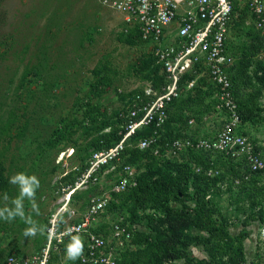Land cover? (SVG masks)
I'll return each mask as SVG.
<instances>
[{"label":"rangeland","instance_id":"obj_1","mask_svg":"<svg viewBox=\"0 0 264 264\" xmlns=\"http://www.w3.org/2000/svg\"><path fill=\"white\" fill-rule=\"evenodd\" d=\"M113 1L0 0V159L10 182L8 192L0 195V264H5L11 255L21 264H31L33 257L48 245L53 216L66 209L76 210L74 217L69 212L60 216L62 231L77 221L85 207L87 198H77L66 207L65 189L69 181L65 179L76 178L94 153L91 138L73 124L82 115L78 100L92 97L113 113L125 106L126 100L120 94L129 97L146 87L134 69L141 57L152 55L154 47L133 46L121 40L130 29L124 16L111 6ZM237 2L229 35L234 48L247 43L250 33L261 32L248 1ZM105 62L109 63L114 83L102 96L93 97L90 94V85L95 81L93 71ZM260 68L264 69V57L254 60L249 70L251 77ZM208 83L215 86L210 79ZM252 87H260L264 110V86L253 81ZM190 89L187 86L182 91L187 93ZM251 91L249 88L246 93ZM194 101L188 103L190 119L195 120L196 127L206 124L209 133L216 132L225 121L224 114L213 111L210 99L200 104ZM259 125L264 135V121ZM181 156L168 159L177 160ZM224 160L219 161L221 170L216 175L224 174L223 178L210 189L208 198L229 216L244 221L252 207L233 183L231 166ZM116 166L102 171L99 184L92 186L97 187L93 192L107 194L118 205L111 192L120 177ZM128 217L126 210L113 212L108 207L97 218L95 230L110 238L112 225L126 222ZM252 231L246 242L250 260L257 253H264L262 231L259 228ZM258 242L263 247L259 252ZM85 246L84 237L54 240L48 264H76ZM134 249L130 244L118 253L123 255ZM191 254L198 259L207 257L194 246ZM169 264L185 263L181 260Z\"/></svg>","mask_w":264,"mask_h":264},{"label":"trees","instance_id":"obj_2","mask_svg":"<svg viewBox=\"0 0 264 264\" xmlns=\"http://www.w3.org/2000/svg\"><path fill=\"white\" fill-rule=\"evenodd\" d=\"M237 5L238 2L235 0L231 27L235 22ZM260 30L258 33H250L248 42L239 47L234 48L230 38L227 45L228 52L235 59L229 75L243 124L264 121L261 103L263 93L260 87L257 89L252 87L253 81H258L264 86V69L260 68L261 71L258 69L254 78L249 73L254 60L264 57V28ZM121 40L133 46L147 44L141 40L137 29H130L128 34L122 35ZM134 70L135 75L158 94L163 93L170 83L153 53L141 57ZM110 73L108 62L94 69L95 81L90 85V94L93 97L102 96L106 89L113 85ZM207 75L206 68L202 64H197L181 78L182 90L192 81H195V84L187 93L182 91V96L168 106L169 118L161 131L162 138L159 141L161 145L176 138H184L181 134L174 137L171 133L173 124L180 125L181 129L189 124L190 117L185 118L182 112L178 113L182 104L181 109L190 112L188 103L191 100L200 104L201 101L210 99L214 106L213 111L218 112L216 97L218 89L214 83L215 86L209 85L210 78ZM249 88L252 91L246 93ZM143 90L144 88L129 97L120 94L126 100L125 106L113 113L103 109L92 97H88L87 101L78 100L77 106L82 115L81 119L75 120L73 124L82 129L86 137L91 138L89 142L94 152L112 148L122 140L129 113L128 99ZM174 107L179 111L171 114L170 111ZM155 130L154 126L138 130L127 141L122 161L114 163L117 164L115 169L118 172L125 165H131L137 170V185L122 193L113 192L118 205L112 201L108 205L112 207L113 212L119 209L128 212L130 217L126 218L124 223L129 224L133 233L131 244L135 249L120 255L117 264H169L181 260L185 264H264V253H257V257L250 260L246 245L253 233L252 230L259 228L261 231L264 226V190L260 185L262 182L260 175L254 174L250 180H246L245 176L249 174V169L244 162H236L221 154L213 157L211 154L189 151L182 153L180 159L170 160L165 156L164 150L158 156L154 154L153 148L141 150L138 147L140 140L150 137ZM221 159L230 164L233 183L240 181L236 185L246 195L252 207V212L244 221L229 216L208 198L210 189L216 186L224 174L209 177L204 172L196 171L197 168H214L220 171ZM88 166L89 163L84 165L76 178H66L65 180L69 181L67 186H73ZM110 166L104 167L102 171ZM118 182L119 179L115 183ZM9 184L6 166L0 159V195L8 192ZM96 188L91 185L90 189L83 193L76 191L71 196V202L77 198H87L82 209V212L85 211L90 198L100 195L93 192ZM79 220L78 218L76 222ZM192 246L202 249L207 257L198 259L192 256ZM257 248L258 252L263 248L259 242ZM63 250L65 251L66 247ZM79 262L80 259L76 264Z\"/></svg>","mask_w":264,"mask_h":264},{"label":"built area","instance_id":"obj_3","mask_svg":"<svg viewBox=\"0 0 264 264\" xmlns=\"http://www.w3.org/2000/svg\"><path fill=\"white\" fill-rule=\"evenodd\" d=\"M235 0H114L111 6L124 16L129 29H137L140 38L153 45V54L157 64L161 65L170 81L164 92L158 94L150 85L142 92L128 99V115L125 134L122 140L112 148L94 152L88 168L77 178L73 186H68L66 207L71 196L82 188L98 185L104 167L119 163L127 147V141L144 127L154 126L156 130L147 138L141 139V150H154L156 156L164 150L167 158L185 152H201L205 155H224L236 162H244L249 169L245 176L250 180L254 174L262 178L264 190V152L242 131L243 122L238 104L233 94L230 71L235 59L228 52L230 28L233 21ZM238 1V0H237ZM249 11L256 19L258 29L264 28V0H247ZM174 36L172 37V34ZM197 64H202L210 80L218 89L217 111L225 116L221 129L214 137H184L167 141L161 145L163 130L168 118V106L182 96L181 78ZM195 81L188 84L192 88ZM214 177L218 171L214 168H197ZM240 181H236L239 184ZM137 185V170L125 165L120 171L119 182L114 183L112 193H122ZM111 199L107 194L90 198L85 211L80 213L78 222L64 230L60 229V216L75 209H66L54 215L49 226V242L45 249L33 257L31 264H48L53 241L62 242L67 237L86 238V249L79 264H117L118 251L132 243L133 233L129 225L115 222L111 228V237L95 232L97 218L107 209ZM264 236V226L261 229ZM5 264H21L11 255Z\"/></svg>","mask_w":264,"mask_h":264},{"label":"crops","instance_id":"obj_4","mask_svg":"<svg viewBox=\"0 0 264 264\" xmlns=\"http://www.w3.org/2000/svg\"><path fill=\"white\" fill-rule=\"evenodd\" d=\"M183 104L180 107V112L178 113H183L184 117H189L190 113L187 110H183L181 108ZM182 110V111H181ZM171 114L176 113V108L171 109ZM207 119V118H205ZM195 124V125H194ZM260 122L257 123H248V124H243L242 131L248 135L258 146V149L260 151L264 152V135L262 134V126L259 125ZM173 128H171V133L172 136L177 137L178 135H182L183 137H192V138H200V137H207L211 138L216 135V133L221 129V127L216 131V132H210L208 131V126L205 124L203 127L198 126L196 127L195 120L193 118L190 119L188 126H185L184 129H181L180 125L178 124H173ZM195 126V127H194ZM212 133V135H211Z\"/></svg>","mask_w":264,"mask_h":264},{"label":"bare ground","instance_id":"obj_5","mask_svg":"<svg viewBox=\"0 0 264 264\" xmlns=\"http://www.w3.org/2000/svg\"><path fill=\"white\" fill-rule=\"evenodd\" d=\"M64 212V211H63Z\"/></svg>","mask_w":264,"mask_h":264}]
</instances>
